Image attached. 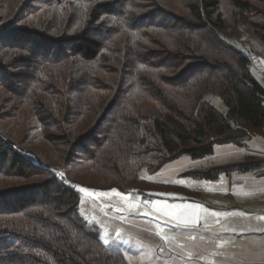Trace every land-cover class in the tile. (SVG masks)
<instances>
[{"label": "trees", "instance_id": "16d2710c", "mask_svg": "<svg viewBox=\"0 0 264 264\" xmlns=\"http://www.w3.org/2000/svg\"><path fill=\"white\" fill-rule=\"evenodd\" d=\"M242 26L264 44V0H0V264H129L87 227L79 188L129 193L144 168L261 133ZM23 114L60 165L5 135ZM230 171L263 177L264 156L190 174Z\"/></svg>", "mask_w": 264, "mask_h": 264}, {"label": "rangeland", "instance_id": "374dc122", "mask_svg": "<svg viewBox=\"0 0 264 264\" xmlns=\"http://www.w3.org/2000/svg\"><path fill=\"white\" fill-rule=\"evenodd\" d=\"M242 32L241 46L264 88V44L246 27ZM203 100L224 114L228 111L217 95L206 93ZM142 111L159 116L150 103ZM28 118L23 114L1 123L5 135L16 144L25 136L27 149L60 165L38 123L26 125ZM252 155L264 156V129L244 146L217 145L213 154L198 159L183 155L156 173L144 168L139 180L145 184L129 193L80 187L79 212L87 227L122 252L129 264H264V177L243 171L212 178L190 174ZM139 191L154 199L140 203Z\"/></svg>", "mask_w": 264, "mask_h": 264}, {"label": "built area", "instance_id": "2783aa9c", "mask_svg": "<svg viewBox=\"0 0 264 264\" xmlns=\"http://www.w3.org/2000/svg\"><path fill=\"white\" fill-rule=\"evenodd\" d=\"M60 176H61L62 182L66 183L68 186L73 185V183L70 180H68V178L66 177V175L63 172L60 173ZM152 200H153V197L149 196L147 194H142L140 197V203H142V204H145V203L150 202Z\"/></svg>", "mask_w": 264, "mask_h": 264}, {"label": "crops", "instance_id": "0c3cea01", "mask_svg": "<svg viewBox=\"0 0 264 264\" xmlns=\"http://www.w3.org/2000/svg\"><path fill=\"white\" fill-rule=\"evenodd\" d=\"M263 177H264V176H263ZM103 192H106V191H103ZM107 192H112V191H107ZM153 199H154V198H153ZM123 216H124V215H123ZM102 241L105 243L104 240H102ZM105 244L108 245V246H110V245H109V242H107V243H105ZM110 247H111V246H110ZM231 261H232V260H231ZM228 262H229V260H228ZM229 264H232V262H231V263L229 262Z\"/></svg>", "mask_w": 264, "mask_h": 264}, {"label": "snow or ice", "instance_id": "6c2138e0", "mask_svg": "<svg viewBox=\"0 0 264 264\" xmlns=\"http://www.w3.org/2000/svg\"><path fill=\"white\" fill-rule=\"evenodd\" d=\"M113 191H115V190H113ZM108 241L105 239V243H107Z\"/></svg>", "mask_w": 264, "mask_h": 264}]
</instances>
